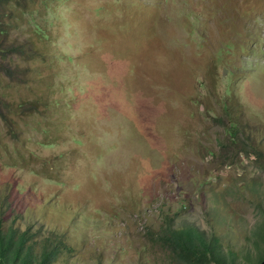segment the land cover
I'll return each instance as SVG.
<instances>
[{"label":"rangeland","instance_id":"374dc122","mask_svg":"<svg viewBox=\"0 0 264 264\" xmlns=\"http://www.w3.org/2000/svg\"><path fill=\"white\" fill-rule=\"evenodd\" d=\"M28 2L47 37L24 75H0L6 226L65 240L70 264H181L157 242L168 218L255 258L264 0Z\"/></svg>","mask_w":264,"mask_h":264},{"label":"trees","instance_id":"16d2710c","mask_svg":"<svg viewBox=\"0 0 264 264\" xmlns=\"http://www.w3.org/2000/svg\"><path fill=\"white\" fill-rule=\"evenodd\" d=\"M28 0H0V75L12 79L20 78V62L28 63L37 56L30 37L40 39L47 37L45 30L39 25L32 12L28 9ZM33 27L24 31L22 36L13 35V30H20L25 25ZM0 90L4 87L0 85ZM8 111L4 94L0 95V121L6 120ZM239 127L232 124L228 130L231 139L224 148L238 144L236 138ZM244 152L248 151L242 148ZM254 156L260 157L257 151ZM4 202L0 203V264H56L61 255L66 256L65 264H70L74 249L61 238L39 239V233H33V224L23 223L24 229L13 222L6 226L4 217ZM264 214V210L262 212ZM17 221V218L14 220ZM163 233L157 236L161 248L173 255L181 264H264V219L255 222L248 237L250 245L254 246L256 257L247 252L244 256L232 249H226L217 234L208 235L200 227L186 224L181 229L174 227L173 219L165 222Z\"/></svg>","mask_w":264,"mask_h":264}]
</instances>
